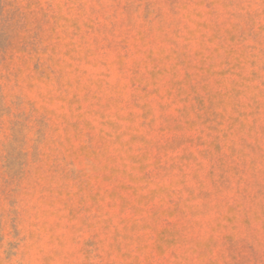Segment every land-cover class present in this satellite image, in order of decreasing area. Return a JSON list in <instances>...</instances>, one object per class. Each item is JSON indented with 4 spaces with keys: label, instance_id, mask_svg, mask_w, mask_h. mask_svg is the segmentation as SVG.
<instances>
[{
    "label": "rangeland",
    "instance_id": "obj_1",
    "mask_svg": "<svg viewBox=\"0 0 264 264\" xmlns=\"http://www.w3.org/2000/svg\"><path fill=\"white\" fill-rule=\"evenodd\" d=\"M0 264H264V0H0Z\"/></svg>",
    "mask_w": 264,
    "mask_h": 264
}]
</instances>
